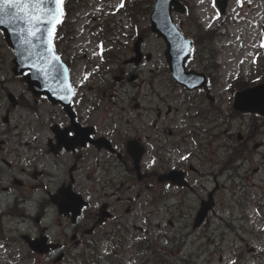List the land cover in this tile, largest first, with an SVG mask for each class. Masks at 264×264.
Instances as JSON below:
<instances>
[{"label":"flooded vegetation","instance_id":"1","mask_svg":"<svg viewBox=\"0 0 264 264\" xmlns=\"http://www.w3.org/2000/svg\"><path fill=\"white\" fill-rule=\"evenodd\" d=\"M147 37L144 34L141 43L143 58L133 62V45L118 46L111 56L88 57L86 51L81 56L76 36H66L65 58L71 68L75 95L67 107L52 103L46 96L33 97L38 119L33 125L30 157L32 199L17 193L26 181H19L13 174L4 179L5 172L11 169L24 171V149L0 146V264H13V252L17 249L7 246L5 242L10 238L5 233L23 234L19 229L22 205L29 200L35 203L37 237L50 234L56 220L63 229L64 236L52 240V247L42 254L48 262H55L57 255L62 256L63 262L71 246L89 254L105 237L118 244L126 241V235L133 234L134 241L137 236L129 230L130 226L151 234V228H137L136 223H129L135 216H170V224H174L175 218H192L212 191L209 181H222L221 187L227 184L226 175L231 181L235 170L231 159L219 164L217 170L212 163L203 170L194 164L196 150L200 148L196 140L200 124L194 111L197 101L189 98L190 92L180 85L177 88L172 84L174 90L168 93L167 68L161 66L160 60L153 61V55L147 57L152 53L146 44ZM183 93L186 97L179 98ZM172 96L177 98L171 102ZM20 104L23 106L22 98ZM254 134L255 131L247 141ZM246 149L247 146L242 148ZM9 153L13 154L11 158ZM171 170L180 171L177 181L165 179ZM52 197L67 203L74 198L79 204L85 199L88 205L73 219V212L57 211ZM126 216L129 219L120 229L119 219ZM100 217L103 221L97 224ZM111 221H115L117 228L106 227ZM156 230L162 236L161 222ZM53 249L59 251L56 256ZM18 254L16 261L22 259L20 251ZM42 262L39 260V264Z\"/></svg>","mask_w":264,"mask_h":264},{"label":"rangeland","instance_id":"2","mask_svg":"<svg viewBox=\"0 0 264 264\" xmlns=\"http://www.w3.org/2000/svg\"><path fill=\"white\" fill-rule=\"evenodd\" d=\"M94 1L99 2L98 0H90L89 3L86 2L90 6L84 5L72 17V21L75 23L73 25V32L75 34L79 36L91 34L83 25V15L89 16V11L98 5ZM189 1L191 2L190 13L186 12L183 14L175 12V18L181 24L184 33H187L191 37L196 36L199 40L205 35L202 29H214L216 24H221L220 31H215L216 34L219 33L214 43L219 49V55L216 60L214 59L216 66L214 68L207 67V63L203 59L198 58V56L197 61L193 63L194 68L203 69L214 75L215 85L212 91L216 96V100L218 99L217 106L220 109V112L214 111L211 114L206 113L204 115L209 122L197 121L199 124L204 123L205 129L198 136V142L201 146L196 150V158L193 159V162L201 170L204 167H208L209 163H212L214 169L217 170L219 164L231 159V164L234 163L236 166L239 163H245L247 172L242 179L245 187L241 190L230 187L229 191L230 181H227L224 195L221 196V194H218L217 196L218 205L220 200H222L221 204L216 208L215 214L211 215L207 223L200 229L193 227V218H175L176 224L174 227L167 224L165 236L173 238L177 234V236L182 238L184 244L181 246H173L171 242L166 243L165 248L167 253L162 256V262L160 264H231L232 261H235V264H264V204L261 203L259 212L257 208L259 201L264 202V135L258 134L251 141H247L248 134L252 131L250 128L251 124L256 122L249 115L232 116L228 120L229 124L222 119L212 122L216 114L226 115L228 117L233 107V97L227 88L230 78L238 73L248 76L256 66L255 60L257 58L260 59V63L262 62L261 66L263 67L264 65V48L259 46L261 42H264V0H239V2L238 0H226L227 7L224 13H221L216 6L213 7V0H203V2L201 0ZM119 2L120 0L103 1L105 5L109 4L108 6L110 7H118ZM217 13L219 14L218 16ZM136 14H139L141 19L145 21V32L149 35V48L155 55V58L165 59L164 40L147 28L149 25V16L143 19L144 10L142 7L136 10ZM110 18H113L111 26L114 28L115 34H121L119 33L120 29H130V26L124 20L129 21L127 14L119 13V15H113ZM198 24L202 26V29L199 28ZM141 28H144L143 24H141ZM3 46L5 51L1 53L2 56L0 58V140L8 139V146L12 147L19 146V142L25 141L26 135L34 134L33 125L38 119V113L28 108L17 107L13 111L9 124L3 123V116L6 113V99H2V86L8 87L16 94H20V96L25 92L21 84L22 81L12 76V53L6 48L4 42ZM88 51L90 53L94 51V45L92 43L88 45ZM258 52L261 53L256 56ZM2 76H5L7 81H4ZM6 82H8V85ZM242 84L249 85L250 82ZM167 90L169 94L173 91L170 87L169 79H167ZM175 93L177 94V92ZM200 94L205 96L204 93ZM173 97L169 99L171 102L174 100ZM26 98H28V95ZM18 126L23 134L17 137L14 134L19 131L15 130ZM11 129H13L12 132H10ZM239 133L245 134L244 140H238ZM257 143H260L261 146L257 147ZM244 146H247L245 151L242 150ZM233 153L237 155L234 156ZM12 156V153L8 154L9 158ZM25 157L26 154L24 155L22 166L28 169L27 173H21L20 170L16 171L7 167L11 170L5 172L7 175L4 176V179L9 178L11 174L14 176H22L21 179L28 184L25 182L17 193L21 197H29L32 199L31 186L29 184L33 183V179L29 174L33 172V166L27 165ZM233 157L234 159L232 160ZM176 158H173L171 163ZM34 205L35 203L32 200L22 205V223L19 225V229L23 232L22 235H14L10 232L5 233L10 239L18 240V243H10V239L5 242L8 247L17 249L16 252H13L14 262L16 258H20L19 251L24 257L21 260L22 264H35L37 261V258H34L33 254L29 253V248L22 238L24 234L35 235L33 231L35 230L33 221V214L35 212ZM169 218L170 216L164 220H168ZM122 219L126 220V218ZM134 220L136 224L141 223V218H134ZM164 220L162 221L165 222ZM158 221L159 218H152L151 226H156ZM13 225L7 224L6 226L10 227ZM58 225L57 223L50 227V237L53 240H57V234L60 233ZM131 228L135 230L132 226ZM153 233L154 235L156 234V232ZM154 235L152 234L151 236ZM59 236L63 237L64 233H60ZM163 243L164 240L161 239L160 244ZM107 245H102L104 252L105 249H108ZM72 251H76L74 246H71ZM123 251H128L129 254H126L121 259L111 258L109 259L111 263L147 264L143 258L137 259V249L130 248L128 245ZM81 253H84V251L77 250L74 255ZM132 254L135 255V261L132 259ZM86 256L92 261L91 254H86ZM40 257L38 256V259ZM41 259L45 262L44 257H41ZM81 259V257L71 258L65 264H83L80 261ZM51 264L54 263L52 262ZM150 264L155 263L151 262Z\"/></svg>","mask_w":264,"mask_h":264},{"label":"water","instance_id":"3","mask_svg":"<svg viewBox=\"0 0 264 264\" xmlns=\"http://www.w3.org/2000/svg\"><path fill=\"white\" fill-rule=\"evenodd\" d=\"M174 3L177 4V1L157 0L152 14V24L153 30L164 36L168 42L169 48L167 50V54L172 71L180 81L185 82L187 74H190L191 72L188 73L185 71L183 63L185 57L189 54L191 44L189 41L188 45H186L187 41L183 39L171 18L172 4ZM0 27L4 29L9 43L17 51L18 56L16 59V71L23 72L26 69L31 68L32 72L25 77L28 81L30 89H39L40 92H47L44 80L41 78V85H39L36 81L35 76L37 74L50 81L51 90L53 84H56V88L62 89H64L65 83L70 84L68 71L60 60L59 62H55L54 67L49 68L47 74L39 71V68L44 67L42 61L45 56V48L39 41H34L37 45L35 49L22 44L23 34L19 31V29L26 27L22 21L0 25ZM180 46H184L183 52L179 50ZM34 63L37 67L32 66ZM235 107L242 111H259L264 113V83L239 92L236 98ZM210 207L211 206L209 204L204 205L197 218V225L203 221ZM31 245L34 249H43L42 241L32 242Z\"/></svg>","mask_w":264,"mask_h":264},{"label":"snow or ice","instance_id":"4","mask_svg":"<svg viewBox=\"0 0 264 264\" xmlns=\"http://www.w3.org/2000/svg\"><path fill=\"white\" fill-rule=\"evenodd\" d=\"M120 6L123 7V4ZM215 6L216 0H213V7ZM63 16L64 0H0V25L22 21L26 25L25 28L19 29L23 34L22 44L35 49L37 45L34 41H39L44 46L45 56L42 61L44 67L39 68V71L45 74L50 67L55 66V62L60 60L55 52L53 37L55 27L62 23ZM259 46L264 48V42H261ZM179 50L183 52L184 46H180ZM32 66L37 67L35 63ZM63 90L69 94L74 91L68 83H65ZM181 159H187V157H181ZM231 264H235V261Z\"/></svg>","mask_w":264,"mask_h":264}]
</instances>
